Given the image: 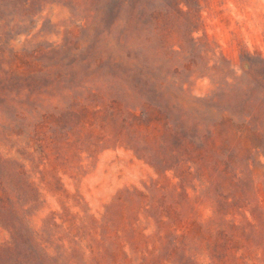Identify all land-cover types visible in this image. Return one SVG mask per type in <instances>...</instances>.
<instances>
[{
  "label": "rangeland",
  "instance_id": "374dc122",
  "mask_svg": "<svg viewBox=\"0 0 264 264\" xmlns=\"http://www.w3.org/2000/svg\"><path fill=\"white\" fill-rule=\"evenodd\" d=\"M127 1L0 0V174L20 204L37 199L23 220L0 209V264H84L83 251L64 255V242L54 241L47 255L35 234L49 241L50 215L62 214L63 207L119 229L120 214L130 218L138 209L127 195L124 205L114 197L124 188L145 192L159 180L145 159L164 153L166 143L157 149L148 133L127 129L121 119L129 124V113L150 103L160 106L180 133L198 137L213 122V104L232 111L243 106L238 95L212 100L214 94L226 85L244 84L245 73H264V0H199L195 8L202 25L196 26L193 41L184 38L181 52L178 46L171 49L175 40L155 36L138 23L132 0ZM110 102L113 116L106 109ZM257 112L264 119V111ZM258 161L264 164V157ZM19 165L35 175L37 193L15 175ZM250 170L242 171L247 264H264V168ZM193 180L188 185L198 186ZM214 183L198 199L205 216L215 206ZM188 193L194 195L191 189ZM150 195L159 192L153 189ZM188 208L182 206L183 215ZM139 219L148 225L146 234H154L152 216ZM54 222L61 224L58 218ZM125 229V240L135 242ZM112 242L102 247L108 264Z\"/></svg>",
  "mask_w": 264,
  "mask_h": 264
},
{
  "label": "trees",
  "instance_id": "16d2710c",
  "mask_svg": "<svg viewBox=\"0 0 264 264\" xmlns=\"http://www.w3.org/2000/svg\"><path fill=\"white\" fill-rule=\"evenodd\" d=\"M127 2L121 0L122 5ZM199 6V0H132L138 23L144 28H150L155 36L175 40L170 47L173 49L178 46L180 52L184 38L193 41L192 34L197 31L196 26L202 25L195 8ZM202 39L207 42L206 36ZM244 75V84L237 83L232 87L224 84L226 88H223L222 93L212 96V100H215L217 96L223 98L238 95L243 106L232 111L213 104L215 106L209 107L213 122L198 137L190 138L185 133H180L170 125L160 111V106L150 107V103L143 104L139 112L129 113V124L126 119H121V125L127 126V129L135 127L139 133H148L157 149L162 148L163 142L166 143L164 153H160L158 157L148 155L145 159L146 164L159 176V180L152 182L150 187L145 186V192L134 187L118 191L114 201L124 205L123 195H127L138 208L130 218L120 214L123 229L86 213L78 217L66 207L62 208V214L51 213L53 222L50 221L45 231L53 233V241L51 238L45 241L37 232L35 234V242L40 247L43 246V252L50 255L54 241L65 243L66 240L67 247L63 248L64 243L60 246L64 255L83 251L84 264H90L88 259H92L94 264H108L105 258L107 251L102 247L106 241H113L114 249L109 251V264H228L233 260L234 263L247 264L246 224L245 220L241 221L245 210L242 171L244 168H251L250 171L254 173L264 168V164L258 161L260 157H264V131L261 127L264 119L257 112L258 108L264 111V73ZM159 86L162 87V83ZM220 89L218 90L221 91ZM113 106L115 103L110 102L106 108L112 109L111 116L115 112ZM102 112H105V108L96 110V113ZM215 114L217 115L214 116ZM94 125L89 123L90 128ZM163 137L165 141H162ZM6 161L16 162L11 159ZM160 164L163 169L159 167ZM15 168V175L25 181L27 190L32 194L37 193L35 175L30 174L23 165ZM40 176L43 181L44 174ZM193 178L198 180V186L188 185L194 181ZM5 179L0 174V209L23 220L24 213L29 211L28 207L37 199L31 196L20 204L19 197L12 195L10 188L4 184ZM172 180L177 181L173 183ZM213 182L215 206L211 211L212 215L205 216L203 205L198 199L208 191ZM153 189L159 192L158 196L150 195ZM168 189L172 191L169 196ZM188 189H191L193 196L189 195ZM63 193L65 199L68 198L67 193ZM185 203L189 206V211H184L183 215L182 206ZM107 209L109 210V206ZM141 214L146 219L152 216L156 224L154 234H146L148 225L145 227L141 223ZM215 216L220 217L219 222ZM237 217L240 222L236 221ZM56 218L60 220V225L55 224ZM50 226L62 232V237L56 238V231L51 230ZM125 228H129L135 242L125 240ZM94 243L99 247H95Z\"/></svg>",
  "mask_w": 264,
  "mask_h": 264
}]
</instances>
